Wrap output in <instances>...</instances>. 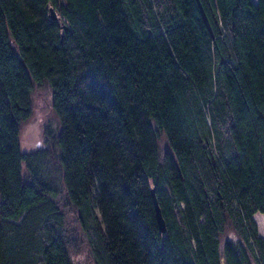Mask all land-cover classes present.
I'll use <instances>...</instances> for the list:
<instances>
[{"label":"trees","instance_id":"trees-1","mask_svg":"<svg viewBox=\"0 0 264 264\" xmlns=\"http://www.w3.org/2000/svg\"><path fill=\"white\" fill-rule=\"evenodd\" d=\"M256 214L264 0H0V264H264Z\"/></svg>","mask_w":264,"mask_h":264},{"label":"rangeland","instance_id":"rangeland-1","mask_svg":"<svg viewBox=\"0 0 264 264\" xmlns=\"http://www.w3.org/2000/svg\"><path fill=\"white\" fill-rule=\"evenodd\" d=\"M51 102L52 95L49 85L47 83L37 85L33 93L32 117L23 125L22 129L21 144L23 152H30L45 147L44 129L50 122L54 127L56 126ZM69 217L68 229L78 230L82 234L73 221L76 218L75 211ZM254 219L257 223L259 234L264 237V214H256ZM233 234L231 229L227 230V238L233 237ZM73 256L75 264H84L85 261H88L86 248Z\"/></svg>","mask_w":264,"mask_h":264},{"label":"water","instance_id":"water-1","mask_svg":"<svg viewBox=\"0 0 264 264\" xmlns=\"http://www.w3.org/2000/svg\"><path fill=\"white\" fill-rule=\"evenodd\" d=\"M199 5H200V9H201L202 15L204 17V21L207 24L209 30L212 32V28H211L210 22H209V20H208V18L206 16V13H205V11H204V9L202 7V4L200 2H199ZM51 16H52L53 19H56V15H55V13L52 10H51ZM152 194H153L154 204H155V209H156V218H157V221H158V224H159L161 232L165 233L166 230H167L166 221H165L164 216L162 214V210H161V207L159 205L158 198L156 196L154 188L152 189Z\"/></svg>","mask_w":264,"mask_h":264}]
</instances>
